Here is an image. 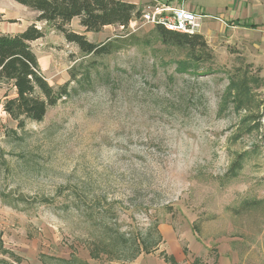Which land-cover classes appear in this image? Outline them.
Returning a JSON list of instances; mask_svg holds the SVG:
<instances>
[{"label":"rangeland","instance_id":"1","mask_svg":"<svg viewBox=\"0 0 264 264\" xmlns=\"http://www.w3.org/2000/svg\"><path fill=\"white\" fill-rule=\"evenodd\" d=\"M36 17L0 0L2 34ZM37 27L42 74L71 93L19 129L3 110L15 90L0 84V264H137L167 255L164 225L264 264L263 69L220 41L182 74L189 53L142 23L87 33L75 19L69 29L92 43L141 41L100 57Z\"/></svg>","mask_w":264,"mask_h":264},{"label":"trees","instance_id":"2","mask_svg":"<svg viewBox=\"0 0 264 264\" xmlns=\"http://www.w3.org/2000/svg\"><path fill=\"white\" fill-rule=\"evenodd\" d=\"M12 1L37 13L35 24L22 33H0V84L15 90L13 97L5 95L3 110L18 123L19 129L25 128L26 122H42L48 109L56 106L63 98L69 97L71 93L69 82L54 87L42 74L38 58L31 47V43L45 36L42 29L37 27V23L46 24L63 35L68 43L77 45L83 53L97 57L111 55L123 49L125 45H137L141 42L130 34L125 39L95 44L88 41L85 35L71 31L69 27L78 19L79 25L87 33H99L105 27H119L128 31L130 22L141 17L144 5L137 6L122 0ZM151 34L161 44L189 53L188 60L179 63L178 71L182 74L195 72L205 54L207 56L209 53L207 41L198 33L188 35L155 26ZM118 41L121 43L117 44ZM205 59H208V56ZM240 89L238 97L239 101H242L248 98L245 93L246 82ZM62 262L70 263L65 260Z\"/></svg>","mask_w":264,"mask_h":264},{"label":"crops","instance_id":"3","mask_svg":"<svg viewBox=\"0 0 264 264\" xmlns=\"http://www.w3.org/2000/svg\"><path fill=\"white\" fill-rule=\"evenodd\" d=\"M122 1L144 7L155 4L154 1L175 8L184 6L202 17L198 34L209 44L225 41L227 46L240 49L248 63L264 72V0H186L184 4L181 0ZM161 235L164 246L168 247L167 255L161 254L165 252L162 249L158 255L139 258L137 264H247L246 256L227 240L212 244L187 235L181 237L166 225L161 226Z\"/></svg>","mask_w":264,"mask_h":264},{"label":"built area","instance_id":"4","mask_svg":"<svg viewBox=\"0 0 264 264\" xmlns=\"http://www.w3.org/2000/svg\"><path fill=\"white\" fill-rule=\"evenodd\" d=\"M182 4L186 0H181ZM155 4L143 8L142 15L138 19H133L128 27V31L134 32L139 23L148 26H162L168 31L194 35L201 28V16H198L184 6L171 7L161 1H154ZM123 29V28H121Z\"/></svg>","mask_w":264,"mask_h":264}]
</instances>
